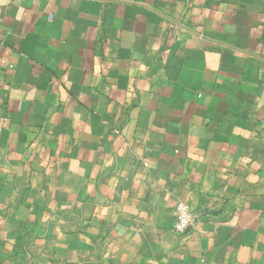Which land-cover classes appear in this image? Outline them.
I'll list each match as a JSON object with an SVG mask.
<instances>
[{
  "label": "crops",
  "instance_id": "obj_1",
  "mask_svg": "<svg viewBox=\"0 0 264 264\" xmlns=\"http://www.w3.org/2000/svg\"><path fill=\"white\" fill-rule=\"evenodd\" d=\"M0 264H264V0H0Z\"/></svg>",
  "mask_w": 264,
  "mask_h": 264
},
{
  "label": "built area",
  "instance_id": "obj_2",
  "mask_svg": "<svg viewBox=\"0 0 264 264\" xmlns=\"http://www.w3.org/2000/svg\"><path fill=\"white\" fill-rule=\"evenodd\" d=\"M195 213L185 202H178L176 206V217L173 222V230L176 233H183L192 225L195 220Z\"/></svg>",
  "mask_w": 264,
  "mask_h": 264
}]
</instances>
